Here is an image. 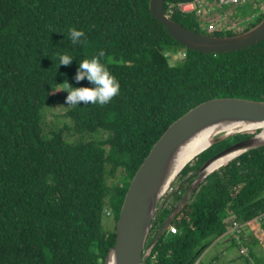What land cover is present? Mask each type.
Returning a JSON list of instances; mask_svg holds the SVG:
<instances>
[{
	"label": "trees",
	"instance_id": "1",
	"mask_svg": "<svg viewBox=\"0 0 264 264\" xmlns=\"http://www.w3.org/2000/svg\"><path fill=\"white\" fill-rule=\"evenodd\" d=\"M149 1L0 0V264H105L131 181L169 127L214 99L264 102V41L218 55L190 51L151 17ZM181 1L166 0L165 12ZM253 4L264 12L263 1ZM172 11L171 18L184 27L221 37L200 32L197 17L182 15L177 7ZM259 21L222 37L245 33ZM210 23L216 26L214 18ZM71 27L84 32L85 43L71 44ZM123 49L131 52L124 50L121 61L109 59ZM101 50V61L119 82L118 94L105 105L69 107L61 117L65 126L45 136L44 110L63 95L56 93L58 84L88 86L86 80L74 81L77 63ZM178 52L186 59L171 65L168 55ZM58 53L74 61L59 66ZM258 132L204 151L173 188L208 159ZM194 179L165 205L147 246ZM112 214L115 223L106 227ZM263 216L264 147L208 177L172 224L177 234L166 233L147 264H226L217 256L204 259L221 238L253 248L255 239L245 244L241 238L240 246L232 233L238 237ZM257 224L264 230V222ZM251 262L240 255L230 263Z\"/></svg>",
	"mask_w": 264,
	"mask_h": 264
},
{
	"label": "water",
	"instance_id": "2",
	"mask_svg": "<svg viewBox=\"0 0 264 264\" xmlns=\"http://www.w3.org/2000/svg\"><path fill=\"white\" fill-rule=\"evenodd\" d=\"M165 3L166 0H150L151 17L164 25L172 39L190 51L218 55L247 49L264 41V19L245 33L217 37L197 33L174 21L165 13ZM185 57L182 52H178L169 62L171 65L177 64L178 60L184 61ZM216 130L220 134L212 136L210 147L239 134L259 132L208 159L197 172L171 189L182 171L207 149H203V146L191 156H186L183 162L190 143L204 134L211 137V132ZM262 147L264 102L239 98L214 99L197 106L177 120L156 143L131 181L116 226V244L110 249L105 264H147L160 239L200 185L232 160ZM234 154H237L236 157L221 167L214 166L218 161L227 160ZM192 178L195 179L189 189L147 246L165 204Z\"/></svg>",
	"mask_w": 264,
	"mask_h": 264
},
{
	"label": "rangeland",
	"instance_id": "3",
	"mask_svg": "<svg viewBox=\"0 0 264 264\" xmlns=\"http://www.w3.org/2000/svg\"><path fill=\"white\" fill-rule=\"evenodd\" d=\"M254 1L255 0H251V2L243 3V4H240L239 6H231V5L225 6V5L219 4L216 7L215 12L212 11L211 7H206L205 12L202 15L197 16L198 23L200 26V32L205 33V30H207L208 32H217L215 35H219L222 37V36H227L229 34L230 29L227 27L229 21L232 25L236 24L235 29L244 28V25L238 24L237 22H234L232 20L240 21V20L245 19V22H250L251 16L256 15V20H254V22L251 21L248 24V26L252 25L255 22H258L259 20L264 18V12L261 14L260 7H258L256 4H253ZM261 1L264 2V0H261ZM224 7H230V8L239 7L238 11H237L238 12L237 17L234 14L230 16V12L227 11L226 9H223ZM219 15H220V17H219ZM212 18H214V20L216 22V26H214L210 23ZM224 28H225V30H224ZM219 33H225V34H219ZM124 50H126V52H131V50H129V49H123L118 54L115 53V55H111L109 57V59H112L114 61H121L122 52H124ZM168 56L171 57V59H172L173 54L168 55ZM143 60H144L143 63H149L150 58L144 57ZM134 62H132V63H134ZM56 93L59 97L63 93L60 100L58 102H56L55 104H53L52 106L46 107L44 110V111H46V113H44V115H43L42 128H43V134L45 136H50L53 132L59 131L60 129H62L65 126V124L67 122L61 118L62 114H64L66 112V110L69 108V107H66L67 105L65 104V97H66L67 93L64 91H60V88L58 89V91ZM208 149H206V150H208ZM193 162H191L189 165L192 166ZM183 181L179 182L178 185L181 184ZM173 187H174V184H173L171 189H174ZM163 217H164V215L161 216V219H163ZM114 218H115L114 214H112L111 217H106L105 222H104L105 226L106 227L107 226L113 227V225L115 223ZM171 227H173V226H171ZM171 227L168 230H170ZM246 230H247V228H244L243 232L240 233L241 238L245 239V244H250V243H248V241L246 240V237L244 235V232ZM230 233H231V230L229 229L228 234H230ZM254 235L258 238H261L260 232L257 231V229H254ZM233 236H235V234H233ZM238 238H239V236L236 237V239H238ZM224 241L226 243L232 244L230 239H225ZM147 244H148V242H147ZM261 244H262L261 246L264 247V242L261 241ZM216 248L220 249L222 252H224L223 248H220V246H217ZM235 248H237V247H234V246L229 247V250H231L230 255L232 257H233L232 252L235 250ZM244 249L247 250L249 248L246 247ZM235 252H236V250H235ZM215 253H216V249H213V252H211L210 254H207V258H212L210 256L214 255ZM225 254H227V253H225ZM238 255L240 256V252L238 253ZM241 256H243V255L241 254ZM213 257H216V255H214ZM204 262L205 263L208 262L206 257L204 259ZM199 263L200 262H198L196 264H199ZM253 263L257 264L256 262H253Z\"/></svg>",
	"mask_w": 264,
	"mask_h": 264
},
{
	"label": "clouds",
	"instance_id": "4",
	"mask_svg": "<svg viewBox=\"0 0 264 264\" xmlns=\"http://www.w3.org/2000/svg\"><path fill=\"white\" fill-rule=\"evenodd\" d=\"M82 37H84L82 30H77L74 27L69 28L68 38L72 45L85 43ZM103 56L104 52L101 50L98 55H93L91 59H81L77 63L78 67L74 81L78 84L81 80H86L88 86L76 87L66 80L58 84V86H62L60 91L67 93L65 97L66 107L79 106L80 102H83L85 105H105L118 94L119 82L110 73L106 64L101 61ZM57 59L59 66H68L74 61V58L66 53H58ZM253 223H258V221Z\"/></svg>",
	"mask_w": 264,
	"mask_h": 264
},
{
	"label": "crops",
	"instance_id": "5",
	"mask_svg": "<svg viewBox=\"0 0 264 264\" xmlns=\"http://www.w3.org/2000/svg\"><path fill=\"white\" fill-rule=\"evenodd\" d=\"M185 1L189 2L191 0H185ZM217 6H218V4L214 5V12H215V9H216ZM181 14L185 15V16H195V17H197L199 15L197 11H194V9H190L187 12H184V13H181ZM200 15H202V14H200ZM246 228H247V230L244 232L246 240L248 242H250V241H252V239H255L251 243V245L253 246V248L250 249L251 251H249V249H247L248 256L250 257L252 262H256L258 259L264 262V247L261 246L262 245L261 241L264 242V230H263V228L261 226H259L257 223H251ZM254 229H257V231L260 232L261 238H258V237H256L254 235ZM217 246H220V248H223L224 252H222L219 249V250H216V253L214 255H216L217 259L222 261L223 263L233 264V263H230L231 260L237 258L239 256L238 255L239 252H240V255H241V248H239L237 245L234 246L233 243L232 244L226 243L224 241V239H222V238L219 239L216 242V244L210 248L209 254L211 252H213V249H215ZM231 246L237 247V248H235L236 252H235V250L232 252L233 257L230 255L231 250H229V247H231ZM225 253H227V254H225ZM214 255H212L210 257H213ZM206 259L209 262L213 258H207V256H206Z\"/></svg>",
	"mask_w": 264,
	"mask_h": 264
},
{
	"label": "built area",
	"instance_id": "6",
	"mask_svg": "<svg viewBox=\"0 0 264 264\" xmlns=\"http://www.w3.org/2000/svg\"><path fill=\"white\" fill-rule=\"evenodd\" d=\"M250 0H191V1H181L178 4H172L169 6L168 9V13H166L167 15H171L170 13L172 12V10L177 7L180 10L187 12L190 9H194V11H197L198 14H203L205 12L206 7H211L212 11L214 12V5L216 4H220V5H231V6H237L243 3H247ZM197 3V4H196ZM255 221H263L264 222V216L261 217V219H257ZM254 221V222H255ZM234 228L238 229V231H240L239 229L242 228L237 222L234 223ZM242 228V232H243ZM177 229L174 227H171V234H176ZM240 233V232H238ZM233 235V234H232ZM233 240H236V236H233ZM238 242V244L241 246L242 242H241V234H239V240H236ZM244 246H241V254L242 255H247V250H245ZM251 264H254L253 262H251Z\"/></svg>",
	"mask_w": 264,
	"mask_h": 264
},
{
	"label": "bare ground",
	"instance_id": "7",
	"mask_svg": "<svg viewBox=\"0 0 264 264\" xmlns=\"http://www.w3.org/2000/svg\"><path fill=\"white\" fill-rule=\"evenodd\" d=\"M197 4V3H196ZM182 13H184V11H182V10H180ZM173 13V11L170 13V14H172ZM185 56V55H184ZM186 58V57H185ZM218 130H216V131H212L211 132V137L209 136V134H204V135H202V136H200L198 139H196L195 141H192L190 144V146H188V150H187V152H185L184 153V157H183V162L186 160L185 159V157L186 156H191L192 154H193V152L194 151H196V150H198V149H200V148H202L203 146H204V148L203 149H208L209 147H210V141H212V139H213V135H216V134H220V132H217ZM250 131V130H249ZM207 132V131H206ZM211 148V147H210ZM236 155L237 154H234V155H232V156H230L229 158H227V160H220V161H218L214 166L215 167H217V168H219V167H221L224 163H226L227 161H229V160H231V159H233V158H235L236 157ZM192 158V157H191ZM190 158V159H191ZM197 172V171H196ZM184 186V185H183ZM171 200V199H170ZM169 200V201H170ZM168 203V202H167ZM166 203V204H167ZM165 204V205H166ZM165 207V206H164ZM171 227V226H170ZM169 227V228H170ZM174 227V226H173ZM174 228H176V227H174ZM177 229V228H176ZM171 233V229L170 230H167V233ZM177 232H178V230H177ZM177 232H176V234H177ZM200 264V263H199Z\"/></svg>",
	"mask_w": 264,
	"mask_h": 264
},
{
	"label": "flooded vegetation",
	"instance_id": "8",
	"mask_svg": "<svg viewBox=\"0 0 264 264\" xmlns=\"http://www.w3.org/2000/svg\"><path fill=\"white\" fill-rule=\"evenodd\" d=\"M264 3V2H263ZM225 6H228V5H225ZM237 6H239V5H237ZM238 8L239 7H234V8H230V7H224L223 9H226L227 11H229L230 12V16L231 15H235L236 17H237V15H238ZM219 17H220V15H219ZM259 18V17H258ZM221 19V18H220ZM264 19V18H263ZM263 19H261L260 21H259V23H261L262 22V20ZM232 21H234V22H237L238 24H242V25H244V27L245 26H247L248 24H249V22H245V19L244 20H240V21H237V20H232ZM230 30H229V33H235V28H236V24H231L230 23V21H229V23H228V26H227Z\"/></svg>",
	"mask_w": 264,
	"mask_h": 264
}]
</instances>
